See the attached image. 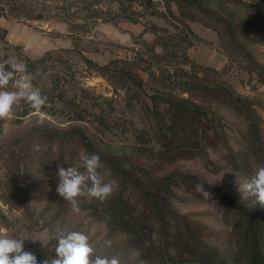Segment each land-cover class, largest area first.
Wrapping results in <instances>:
<instances>
[{
    "label": "trees",
    "instance_id": "obj_1",
    "mask_svg": "<svg viewBox=\"0 0 264 264\" xmlns=\"http://www.w3.org/2000/svg\"><path fill=\"white\" fill-rule=\"evenodd\" d=\"M144 1L147 8H154L152 14L156 19L169 22L173 31L153 22L146 33L151 32L154 38L143 40L133 50V57L113 59L102 65L84 56L78 72L70 62L59 69L52 65L54 58L50 53L38 60L27 57L17 60L25 63L34 75L33 85L47 96L42 115L63 118L74 126L55 128L40 124L6 143V155L1 157L5 173L0 181V199L11 208L22 209L38 189L40 180L33 179L37 166L54 168L57 172L60 166L78 167L82 151L98 153L102 164L99 171L105 182L115 179L118 187L103 203L84 198L99 210L109 228L124 230L126 244L140 250L146 264L177 263L174 251L178 247L194 255L183 264H215L210 247L201 241L204 240L201 225H189L170 203L174 177L156 176L151 168L135 163L128 156L115 157L96 149L87 132L90 127L102 135L127 134L136 144L150 148L160 160L176 161L202 152L212 137L224 138L222 123L215 122L222 108L246 116L255 110L253 104L221 79L224 71L203 67L190 58L188 50L203 40L188 24L173 23L168 12L157 8L153 0ZM219 33L228 58L242 70L257 74L264 84V64L248 49L249 45L264 44V31H248L245 25L226 22ZM10 60L5 56L0 63ZM77 73L80 79L93 74L103 77L113 87V96L107 98L85 87ZM49 74L50 85L45 87L44 78ZM13 117L15 123L41 118L24 101L15 106ZM261 145H255V157L264 166V145ZM217 194L227 214L232 213L239 256L247 264H264V218L233 197L223 192ZM24 247L35 253L38 262L56 255L50 246ZM193 252L202 258L197 259Z\"/></svg>",
    "mask_w": 264,
    "mask_h": 264
},
{
    "label": "rangeland",
    "instance_id": "obj_2",
    "mask_svg": "<svg viewBox=\"0 0 264 264\" xmlns=\"http://www.w3.org/2000/svg\"><path fill=\"white\" fill-rule=\"evenodd\" d=\"M145 3L144 0H0V61L5 56L15 61L25 57L38 60L50 53L54 58L52 65L59 69L70 62L78 72L84 56L102 65L113 59L133 57V50L143 40L154 38L151 32L146 33L153 22L173 31L169 22L156 19L152 14L154 8H147ZM153 3L168 12L173 23L185 22L202 38V42L188 50L190 58L203 67L224 71L221 79L238 96L253 104L255 110L246 116L222 108L215 122L222 123L224 138L212 137L202 152L176 161L160 160L150 148L136 144L127 134L102 135L89 127L88 135L95 141L96 149L115 157L128 156L135 163L151 168L156 176H173L175 184L170 203L189 225H201L203 235L198 236L210 247L215 264H247L234 243L237 233L231 222L232 213L227 214L217 192L233 197L264 218V206L255 203L254 197L243 198L237 182V179H249L260 167L255 145H264V84L257 74L242 70L228 58L219 30L223 23L229 22L245 25L248 31H264V2L153 0ZM248 49L264 64V44L249 45ZM77 78L80 79L78 73ZM50 80V74L45 76V87L50 85ZM80 80L98 95L113 96V87L101 76L87 75ZM42 116L41 125L74 126L63 118ZM38 120L32 117L15 123L13 115L0 120V181L4 180L5 173L1 166V157L6 155L5 144L40 125ZM56 173L54 168L36 167L33 179L40 180L38 189L22 209L11 208L0 199V228L6 229L9 236L27 238L26 247L50 246L51 252L57 245V228L83 232L89 237L94 255L117 256L120 264H146L141 251L126 244L124 230L109 228L90 200L78 197L81 210L72 211L69 203L56 192ZM205 191L210 197L204 195ZM106 241L111 242L110 246ZM174 254L175 264L194 258L184 247H178Z\"/></svg>",
    "mask_w": 264,
    "mask_h": 264
},
{
    "label": "clouds",
    "instance_id": "obj_3",
    "mask_svg": "<svg viewBox=\"0 0 264 264\" xmlns=\"http://www.w3.org/2000/svg\"><path fill=\"white\" fill-rule=\"evenodd\" d=\"M33 79L34 75L22 61L10 60L0 63V120L10 118L15 106L24 101L40 114L41 118L37 122H44L41 109L47 103V96L33 85ZM9 87L13 90H8ZM36 150L39 151L38 145ZM79 160L78 167L60 166L56 173V192L76 213L81 210L78 197L87 196L103 203L118 187L115 179L105 182L99 171L102 164L98 153L89 154L82 151ZM237 182L243 198L254 197L255 203L264 206V166H260L249 179H237ZM204 195L210 197L211 194L205 191ZM56 231L55 257H45L38 262L35 253L25 250L24 242L27 238L9 236L6 229L0 228V264H120L117 256L109 258L94 255L89 237L83 232L62 228H57ZM105 243L108 246L111 244L110 241Z\"/></svg>",
    "mask_w": 264,
    "mask_h": 264
}]
</instances>
